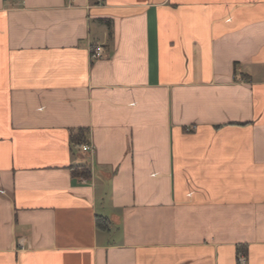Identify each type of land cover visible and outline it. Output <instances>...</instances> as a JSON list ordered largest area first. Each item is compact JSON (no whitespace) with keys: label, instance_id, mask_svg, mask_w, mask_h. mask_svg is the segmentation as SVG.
<instances>
[{"label":"crops","instance_id":"crops-1","mask_svg":"<svg viewBox=\"0 0 264 264\" xmlns=\"http://www.w3.org/2000/svg\"><path fill=\"white\" fill-rule=\"evenodd\" d=\"M0 264H264V0H0Z\"/></svg>","mask_w":264,"mask_h":264},{"label":"built area","instance_id":"built-area-1","mask_svg":"<svg viewBox=\"0 0 264 264\" xmlns=\"http://www.w3.org/2000/svg\"><path fill=\"white\" fill-rule=\"evenodd\" d=\"M104 55H105V52H104V49L101 45H95L91 49V51L89 52V58L90 59L102 58V57H104ZM80 149H81V151H85V152H93L92 147L87 143L82 144L80 146ZM238 261H239V263H244L245 260L243 257H239Z\"/></svg>","mask_w":264,"mask_h":264},{"label":"trees","instance_id":"trees-1","mask_svg":"<svg viewBox=\"0 0 264 264\" xmlns=\"http://www.w3.org/2000/svg\"><path fill=\"white\" fill-rule=\"evenodd\" d=\"M81 142V140H80ZM71 172L73 175H81L84 177H89L90 173H89V168L85 167V166H71Z\"/></svg>","mask_w":264,"mask_h":264}]
</instances>
